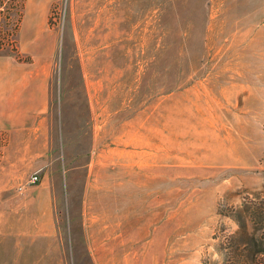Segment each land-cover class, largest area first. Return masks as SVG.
I'll return each instance as SVG.
<instances>
[{
  "label": "rangeland",
  "instance_id": "obj_1",
  "mask_svg": "<svg viewBox=\"0 0 264 264\" xmlns=\"http://www.w3.org/2000/svg\"><path fill=\"white\" fill-rule=\"evenodd\" d=\"M9 2L52 145L0 264H264V0Z\"/></svg>",
  "mask_w": 264,
  "mask_h": 264
},
{
  "label": "crops",
  "instance_id": "obj_2",
  "mask_svg": "<svg viewBox=\"0 0 264 264\" xmlns=\"http://www.w3.org/2000/svg\"><path fill=\"white\" fill-rule=\"evenodd\" d=\"M50 73L48 58L0 53V194L47 166L52 145Z\"/></svg>",
  "mask_w": 264,
  "mask_h": 264
},
{
  "label": "built area",
  "instance_id": "obj_3",
  "mask_svg": "<svg viewBox=\"0 0 264 264\" xmlns=\"http://www.w3.org/2000/svg\"><path fill=\"white\" fill-rule=\"evenodd\" d=\"M16 10L17 8L9 0H0V52H8L16 57H22L24 54L20 53L19 48L22 19ZM40 178L41 170H38L24 182L20 189H23L28 183H38Z\"/></svg>",
  "mask_w": 264,
  "mask_h": 264
}]
</instances>
